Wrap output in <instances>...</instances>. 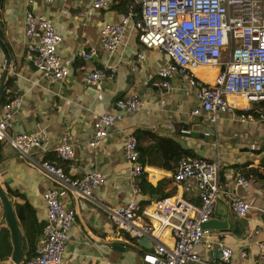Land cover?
<instances>
[{"label": "crops", "instance_id": "1", "mask_svg": "<svg viewBox=\"0 0 264 264\" xmlns=\"http://www.w3.org/2000/svg\"><path fill=\"white\" fill-rule=\"evenodd\" d=\"M129 5L138 7L134 0H114L111 8L99 10L92 7V0H53L50 3L32 0L30 4L28 0H0V27L5 43L11 48L10 55L13 61L16 60L14 67L13 62L8 67L5 65L8 53L0 42V83L6 69L7 75L11 76L0 94V106L5 101L17 99L7 133L14 136L36 131L44 136L29 158L22 157L0 141L1 186L14 202L28 201L44 225L42 194L47 189H58L64 207L75 210V223L69 229L61 264H148L143 261V255L151 252L155 244L172 246L170 224L176 220L171 218L170 224H162L151 219L155 225L153 232L132 236L112 225L110 211L133 198L142 205L141 208L157 199L172 196L197 203L194 181L177 183L172 174L182 157L218 158L220 185L243 197L251 209L245 216L238 217L229 206L232 229L214 232L232 249L227 262L220 259L219 250L207 251L199 247L197 252L203 263L186 264H262L259 243L264 242V120L258 115L264 114V101L250 104L248 112L256 116L253 121L239 118L238 110L218 112L215 121L207 120L204 114L191 116L190 110L199 105L196 89L181 76L172 78L167 88L157 83V71L166 62V57L161 51L140 44L132 27L127 31L123 45L112 54L99 47L100 26L117 21ZM28 8L50 20L62 36L57 52L70 70L62 81L49 82L27 57L23 18ZM89 48L96 51L89 60L78 56L80 49ZM139 51L144 57L136 62ZM104 65L117 67L113 78L102 80L101 88L86 84V73ZM131 65H136V69L132 70ZM215 73L214 67L195 71L201 81L208 83L213 81ZM147 74L153 76L152 80L145 79ZM133 92L142 100V107L136 112L123 114L100 144L90 148L88 141L93 133V121L101 113L116 111V101ZM203 127L210 130L203 131ZM137 131L148 132L141 134L139 140L144 145L151 142L149 136L152 134L166 136L179 142L192 155L180 157L174 170L144 164L143 177L154 187V192L148 193L146 189L134 196L131 163L124 155L123 141L127 134ZM62 134H67L69 142L76 146V156L72 161L62 160L56 154ZM42 159L73 177L100 171L105 182L89 198L76 196L72 189L55 181L40 168ZM238 175L246 176V186L235 184ZM224 209L218 205V215ZM20 228L24 234V228ZM42 237L43 234L38 237L36 246ZM12 249L10 231L0 202V261H7ZM241 251H246L247 256H240Z\"/></svg>", "mask_w": 264, "mask_h": 264}, {"label": "built area", "instance_id": "2", "mask_svg": "<svg viewBox=\"0 0 264 264\" xmlns=\"http://www.w3.org/2000/svg\"><path fill=\"white\" fill-rule=\"evenodd\" d=\"M53 0H44L50 3ZM32 0H28L30 4ZM114 0H92L96 10L109 9ZM139 10L132 5L117 21L106 22L99 29V47L112 54L123 45L129 27L136 31L138 42L147 48L161 51L166 62L157 71V83L167 88L175 76L185 78L196 89L199 105L190 110L193 117L203 114L209 121H215L218 112H236L241 119L255 120L250 114V104L264 101V0H134ZM65 12L66 10L63 9ZM24 34L27 38V57L30 58L41 76L49 82L62 81L70 70L57 52L62 36L55 25L43 15L28 8L25 10ZM96 53L94 48L80 49L78 56L89 60ZM137 52L136 62L143 59ZM135 62V64H136ZM214 67L211 83L201 81L195 74L198 68ZM136 69V65H131ZM117 71L116 66L94 67L86 73V84L101 88L102 80H111ZM151 74L146 80H152ZM17 99L5 101L0 106V141L7 143L22 157L30 153L44 140L36 131L7 133L9 119L16 107ZM117 110L97 116L92 123L93 133L88 141L90 148L97 147L108 135L114 123L125 113H133L142 107L137 93H130L116 101ZM259 118L264 120V114ZM189 132V130H182ZM137 140L127 134L123 141V152L131 163L130 175L134 180L133 195L140 193L139 180L145 166L139 161ZM59 158L72 161L76 156V146L69 142L68 135L62 134L56 147ZM40 168L55 181L65 184L79 197L89 198L92 192L105 182L100 171H89L73 177L55 164L42 159ZM220 162L218 158L204 159L194 156L182 157L172 178L177 183L193 180L197 191V203L184 199L164 197L151 205L141 208L133 198L110 211L112 225L132 236L153 232L155 225L151 219L171 225L172 246L161 243L154 245L151 252L143 255L148 264L203 263L197 248L207 251H221L220 259L227 262L232 249L213 231L202 225L213 215L217 197L227 200L232 212L245 216L251 205L231 189L220 185ZM244 175L235 178V184L246 186ZM45 202V225L43 237L37 244L33 257L19 264H61L69 238V229L75 223L76 212L62 204L59 191L50 188L43 192ZM148 218V221L145 220ZM240 256H247L241 251ZM259 258L264 264V242L259 243ZM204 264H219L204 262Z\"/></svg>", "mask_w": 264, "mask_h": 264}, {"label": "trees", "instance_id": "3", "mask_svg": "<svg viewBox=\"0 0 264 264\" xmlns=\"http://www.w3.org/2000/svg\"><path fill=\"white\" fill-rule=\"evenodd\" d=\"M136 9L139 10L138 7ZM147 133L148 132L140 131H137L134 134L131 133L137 140L139 161L143 165L148 164L163 169L174 170L180 157L188 154L192 155V153L188 149L183 148L179 142L166 136L152 134L149 136L151 138V142L144 145L142 142H139V140L141 138V134L143 135ZM139 187L140 192H144L146 189L148 193L154 192V187L150 183L146 182L143 175L140 177ZM8 193L14 194V192L11 193L9 191ZM141 206L142 205H140V207ZM13 207L19 226L23 227L25 230L23 235L26 238L27 249L24 254V258L28 259L33 257L35 254V242L38 237L43 234L44 224L42 221L37 219L35 209L28 201H24L22 203L13 202Z\"/></svg>", "mask_w": 264, "mask_h": 264}, {"label": "water", "instance_id": "4", "mask_svg": "<svg viewBox=\"0 0 264 264\" xmlns=\"http://www.w3.org/2000/svg\"><path fill=\"white\" fill-rule=\"evenodd\" d=\"M0 42L2 43V47L4 48V50H6V52L8 53L5 59V65L8 67L9 64L13 62V67H14L16 65V60L13 61V58L10 55L11 48L8 46L7 43H5V38L1 27H0ZM10 78L11 76L7 75V69H6L1 78L0 94L2 93L4 87L9 83ZM202 129L203 131L210 130L209 127H203ZM262 162H264V159ZM0 202L3 207L5 220L10 231L11 241L13 246L11 257L7 261H0V264H19L24 258L26 243L15 215V211L13 207L14 200H11L9 198L7 192L3 189L1 184H0ZM218 205L221 206V208H223V206L225 207L224 211L221 210L219 211V215L216 211ZM228 210H229L228 202L220 196L217 197L214 206L213 215L209 218L207 222H205L202 225L203 229H207L213 232L230 231L232 228L229 220Z\"/></svg>", "mask_w": 264, "mask_h": 264}]
</instances>
